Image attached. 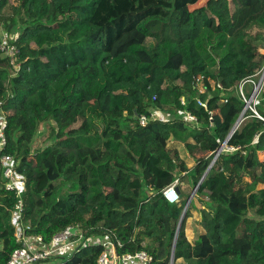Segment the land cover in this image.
Listing matches in <instances>:
<instances>
[{"label": "trees", "instance_id": "16d2710c", "mask_svg": "<svg viewBox=\"0 0 264 264\" xmlns=\"http://www.w3.org/2000/svg\"><path fill=\"white\" fill-rule=\"evenodd\" d=\"M199 1L0 0L21 62L0 51L3 152L26 179L28 233L48 244L79 225L149 264H264V86L262 118L247 109L229 138L246 109L240 85L264 68V0H218L213 15L191 9ZM46 122L52 140L35 147ZM175 180L179 203L164 195ZM17 201L0 172V264L21 246ZM103 250L54 264H98Z\"/></svg>", "mask_w": 264, "mask_h": 264}, {"label": "built area", "instance_id": "2783aa9c", "mask_svg": "<svg viewBox=\"0 0 264 264\" xmlns=\"http://www.w3.org/2000/svg\"><path fill=\"white\" fill-rule=\"evenodd\" d=\"M13 35L5 32L0 27V51L6 56L9 64L18 71L21 65L19 61V49L12 42ZM253 84V90L249 97L244 92V87L247 83ZM264 86V68L257 74V79H245L240 85V94L246 102V108L250 109L254 115L262 118L256 105L259 102V97ZM184 103V100H182ZM200 104L205 105L201 101ZM246 109V110H247ZM153 117L157 115L154 113ZM190 120H196V117L187 114ZM148 119L146 116L140 118V123L146 125ZM5 117L0 116V172L6 180V188L16 193L18 201L14 208L13 217L16 225L15 237L17 242L21 244L17 248L7 264H54L61 259L70 258L75 252L84 246L97 243L104 246L98 258V264H149L152 261V256L145 251L135 254L127 253L119 255L117 246L121 242L114 238L112 234H94L89 230L84 229L79 225H70L65 227L62 231L55 234L52 240L46 244L41 236L32 235L28 233L29 226L23 223L24 201L22 192L26 188L25 177L18 172V162L12 154L4 153L3 150L7 145V137L5 134ZM226 148V147H225ZM224 148V149H225ZM228 149L232 150V147ZM178 180H175L164 190V195L171 203H179L181 195L176 190Z\"/></svg>", "mask_w": 264, "mask_h": 264}, {"label": "rangeland", "instance_id": "374dc122", "mask_svg": "<svg viewBox=\"0 0 264 264\" xmlns=\"http://www.w3.org/2000/svg\"><path fill=\"white\" fill-rule=\"evenodd\" d=\"M218 0H200L198 3L194 4L191 6V9H195V8H198V7H201V6H206L207 9H208V13L210 15H213V9H212V6L213 4H216ZM0 27H2V29L6 32L7 30L4 28V26L2 24H0ZM7 33H9L7 31ZM11 34V33H10ZM134 38L135 40L139 41L140 39L138 38V36H131L130 39ZM159 117H161V115H159ZM52 140V133H51V124L50 122H46V123H43L40 127V130H39V134L36 138V141H35V147H39V146H44L48 143H50V141ZM178 149L182 155V157H184L188 162L189 164H191L190 160H189V156L185 150V147L183 144H178ZM185 199H188V198H185ZM188 224H190L192 226V228L194 227L195 228H198L199 227V219L196 218V216H194L193 219H190ZM192 231V230H191Z\"/></svg>", "mask_w": 264, "mask_h": 264}, {"label": "water", "instance_id": "95a60500", "mask_svg": "<svg viewBox=\"0 0 264 264\" xmlns=\"http://www.w3.org/2000/svg\"><path fill=\"white\" fill-rule=\"evenodd\" d=\"M246 109H247V108H246ZM246 109H245L244 112L241 114V116L238 118L236 124L234 125V127H233V129H232V131H231V133H230V135H229V138L233 135V133L236 131V129L240 126V124H241L242 121L244 120V118H245L244 115H245V111H246ZM226 144H227V142H225V143H224V144L218 149V152H217L216 156L214 157V159H213L211 165L209 166V168H208L207 171L205 172V174H204V176L202 177V179H201V181L199 182V184L194 188L192 194H191V195L189 196V198L187 199V202H186V205H185V208H184L183 214H182V218H181V221H180V225H181V223H182V220H183V218H184V216H185V213H186V211H187V209H188V207H189V205H190V203H191V201H192L194 195L196 194V192H197V190H198L199 185L202 183L203 179L206 177L207 173L209 172L210 168L212 167V165H213L214 162L216 161V159H217L218 155L220 154V152H222V151L224 150V148L226 147ZM176 190L180 193V189H179V187H176ZM180 225H179V227H180ZM174 250H175V246H174V248H173V252H174Z\"/></svg>", "mask_w": 264, "mask_h": 264}, {"label": "crops", "instance_id": "0c3cea01", "mask_svg": "<svg viewBox=\"0 0 264 264\" xmlns=\"http://www.w3.org/2000/svg\"><path fill=\"white\" fill-rule=\"evenodd\" d=\"M190 165H192V163Z\"/></svg>", "mask_w": 264, "mask_h": 264}]
</instances>
